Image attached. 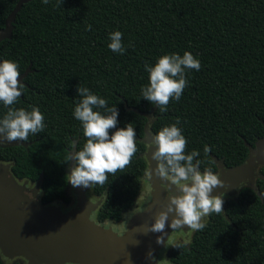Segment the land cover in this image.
Returning <instances> with one entry per match:
<instances>
[{
  "label": "trees",
  "instance_id": "1",
  "mask_svg": "<svg viewBox=\"0 0 264 264\" xmlns=\"http://www.w3.org/2000/svg\"><path fill=\"white\" fill-rule=\"evenodd\" d=\"M9 15L0 63H16L23 85L10 107L39 108L45 128L28 141L0 144V161L11 162L17 179L40 180L42 204L68 200L69 152L87 142L73 115L82 99L78 87L118 109L110 136L129 123L136 132L131 163L90 188L103 196L96 222L120 221L134 202L145 169L146 113L154 136L165 126L180 128L185 154L200 153L194 162L201 161V172L214 173L216 161L225 168L240 165L264 136V0H0V30ZM116 31L122 33L123 54L108 47ZM186 51L201 68L185 70L181 98L170 99L168 110L160 112L142 96L149 85L145 65ZM7 112L0 102V119ZM258 172L254 187L242 186L235 198L225 199L223 213L206 217V227L192 232L187 244H171L168 264H264V165ZM177 242L184 246L174 247Z\"/></svg>",
  "mask_w": 264,
  "mask_h": 264
},
{
  "label": "clouds",
  "instance_id": "2",
  "mask_svg": "<svg viewBox=\"0 0 264 264\" xmlns=\"http://www.w3.org/2000/svg\"><path fill=\"white\" fill-rule=\"evenodd\" d=\"M43 3L47 4L48 0H43ZM87 27L90 31L91 25ZM110 40L109 49L123 54L125 48L122 44V33H110ZM200 68L199 60L187 51L183 56L164 55L154 66L146 64L149 85L141 90L143 99L157 105L160 112H166L170 99L179 101L187 86L185 70L199 71ZM19 77L16 63L8 60L0 63V102L8 107L7 114L0 119V134L9 142L28 141L29 134L36 135L45 128L44 116L39 108L33 107L29 112L22 108L10 107L22 95L23 85L19 82ZM77 93L82 99L75 107L73 115L82 123L87 142L82 150H76L74 155L70 154V160L75 161V167L68 176L69 183L73 187L83 188L102 186L107 182L108 174L115 175L131 163L138 151L135 143L136 132L129 123L110 136L109 130L115 129L118 123L119 113L116 106L109 108L105 99L91 94L88 88L78 87ZM93 108H103L110 115H102ZM179 123L177 120V124ZM151 144L155 149L151 158L156 162V175L169 181L179 190L178 195L169 196L166 210L161 211L147 229V232L162 234L156 241L161 244L164 243L166 224L173 231L183 229L184 226L192 232L203 230L206 227V217L212 213H223L224 194L211 195L213 190H227L230 187L211 169H205L203 172L199 170L201 161L196 159L194 162V158L200 155L198 151L193 150L190 154H185L187 141L176 124L163 127L153 137ZM209 151L205 146L204 152L207 154ZM170 213L174 215L169 224ZM173 246L180 248L184 245L177 242ZM148 256L154 259L151 252Z\"/></svg>",
  "mask_w": 264,
  "mask_h": 264
},
{
  "label": "water",
  "instance_id": "3",
  "mask_svg": "<svg viewBox=\"0 0 264 264\" xmlns=\"http://www.w3.org/2000/svg\"><path fill=\"white\" fill-rule=\"evenodd\" d=\"M7 163V173L3 172L6 165H0V221L7 223L5 235L12 248L31 245L33 250H38L35 245L45 244L48 248L45 254L52 256L55 264L64 259L78 264H144V252L162 244L156 242L161 233L147 232L157 215L166 210L162 198L156 199L155 211L130 218L129 234L115 238L107 230L86 221L83 201L69 218L57 215L50 205L40 203L36 193L26 194L15 183L16 178L10 172L11 162ZM172 216L170 213L169 221Z\"/></svg>",
  "mask_w": 264,
  "mask_h": 264
},
{
  "label": "rangeland",
  "instance_id": "4",
  "mask_svg": "<svg viewBox=\"0 0 264 264\" xmlns=\"http://www.w3.org/2000/svg\"><path fill=\"white\" fill-rule=\"evenodd\" d=\"M12 15H9L5 21V26L0 30V38L5 37L9 33L10 21ZM20 82V77L18 78ZM147 121L143 129L142 142L144 143V151L141 156L145 161V169L140 176V185L138 193L134 199L133 204L130 208L122 212L120 221L114 222L111 220H104L102 222L95 221V210L98 204L102 200V195H95L91 192L90 188L83 187H73L69 183V175L71 174V169L75 166L73 165V160H70V154L73 155V151L69 152V161L66 165V174L68 183L66 186V195L68 197L67 201L54 200L49 203H45L44 206L50 205L51 208L57 215H62L66 217H72L75 211L78 209L79 204L83 201L86 206L85 219L88 223L101 227L107 230L115 238H122L130 233L131 229L129 226L130 218L138 213L148 214L155 211V201L156 199L162 198V203L164 208H167L169 203V196L173 194H179V190L175 185L171 184L169 181L164 180L156 175L154 169L156 168V162L152 160L151 155L155 150L152 148L151 141L154 135L149 130V123L152 119L151 113L145 114ZM0 144L7 145L15 143L14 141L4 140L2 134H0ZM0 165L4 166L3 172L9 171V164L4 161H0ZM264 165V136L258 139L253 147H250L245 160L238 166L233 168H225L220 161H216V171L214 174L220 176V179L225 185L230 188L225 190L223 188H216L213 190L211 195L224 194L223 199L235 198L237 190L242 186L254 187V181L259 176V168ZM1 170V169H0ZM15 183L18 187L22 188L26 194L30 195L36 193L37 197L40 196L39 184L37 181L30 182L27 179H15ZM1 202V198H0ZM174 215V213H173ZM206 219V218H205ZM171 221L168 223L170 224ZM7 223L0 221V259L3 264H12L16 262L17 264H55L52 256H48V248L45 244L40 246L35 245L38 250H33L31 245L29 248L25 246L13 247L8 244L7 236L5 235ZM192 231L184 226L183 229L173 231L170 227L166 226V233L164 235V243L156 247L153 250L144 252L143 261L144 264H168V249L173 242L179 241L187 244L190 240ZM15 237L12 236L11 240ZM33 244V243H32ZM151 252L154 259L148 256ZM57 264H78L71 259H64Z\"/></svg>",
  "mask_w": 264,
  "mask_h": 264
}]
</instances>
